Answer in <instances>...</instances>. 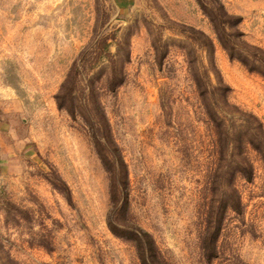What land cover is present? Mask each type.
Listing matches in <instances>:
<instances>
[{
  "label": "rangeland",
  "instance_id": "rangeland-1",
  "mask_svg": "<svg viewBox=\"0 0 264 264\" xmlns=\"http://www.w3.org/2000/svg\"><path fill=\"white\" fill-rule=\"evenodd\" d=\"M212 13L227 22L228 46L264 73V0H0V264H142L109 226L119 225L114 180L87 106L90 78L127 165L121 224L149 233L167 264H264V162L248 149L254 178L236 181L243 210L226 209L189 61L211 69L210 38L230 88L221 115L237 109L263 126L264 76L230 58ZM75 62L86 106L73 120L56 96ZM121 62L125 82L111 91Z\"/></svg>",
  "mask_w": 264,
  "mask_h": 264
},
{
  "label": "trees",
  "instance_id": "trees-1",
  "mask_svg": "<svg viewBox=\"0 0 264 264\" xmlns=\"http://www.w3.org/2000/svg\"><path fill=\"white\" fill-rule=\"evenodd\" d=\"M220 8L221 18L231 19V16L225 10L224 6L220 5ZM207 15L215 27L216 34L222 47L228 52L230 58L232 60L240 61L249 69V71L258 72L256 68L249 66V62L245 56L236 54L237 50L231 48L226 43L225 36L227 31L226 28L222 27L226 25L227 22H220L218 19L219 16L213 13ZM202 35L204 34L202 33ZM202 46L208 53L211 69H200L192 59L189 61L191 76L198 89L199 96L201 97L205 112L212 127L214 153L217 156L218 161L216 183L217 185H220V179H226L228 187L226 209L241 213L243 210V202L236 187V181L238 178H242L251 182L254 178V167L247 154L249 148L256 151L264 162V126L256 116L240 112L237 109V112H234L235 114L232 112H225V115H221L220 111H223V108H221L220 105L227 106V108L231 107L228 99L230 88L225 85L221 74L217 69L213 41L204 35V44ZM156 49L158 52L157 47ZM126 59H129L128 55H126ZM80 68L78 62L73 64L62 84L60 92L56 96L59 109L66 111L73 120L77 119L78 113H81L84 117L83 113L85 112L84 108L86 106L83 102L78 101L75 96ZM211 72L217 77L218 84L216 86L212 84ZM258 73H261V75L264 76L263 72ZM125 78L123 62L115 63L113 72L107 80L108 89L111 91L117 90L125 82ZM95 80L96 79L93 78L88 80L89 86L86 101L87 106L90 107L99 124L98 135L101 138L99 145L102 146L100 155L103 161H105V164L108 165L109 171L112 169L114 180L113 204L115 208V219L118 221L119 225L109 222L110 229L117 237L126 239L135 244L142 264H167L163 259L155 240L149 233L140 228H133L121 224L124 219V212L127 204L126 191L128 189L129 181L128 170L119 148L113 142L107 117L99 101ZM214 97H218L217 100ZM227 115H229L230 118H228ZM238 122H240L241 125L238 126ZM228 162L229 165L226 166ZM120 194L124 197L123 201L119 200ZM215 237L214 234V238Z\"/></svg>",
  "mask_w": 264,
  "mask_h": 264
}]
</instances>
